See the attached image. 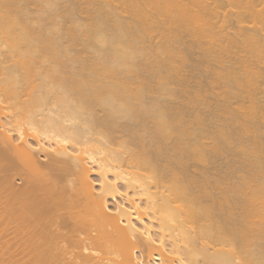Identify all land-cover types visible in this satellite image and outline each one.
Here are the masks:
<instances>
[{"label": "bare ground", "instance_id": "bare-ground-1", "mask_svg": "<svg viewBox=\"0 0 264 264\" xmlns=\"http://www.w3.org/2000/svg\"><path fill=\"white\" fill-rule=\"evenodd\" d=\"M137 258L264 264V0H0V264Z\"/></svg>", "mask_w": 264, "mask_h": 264}, {"label": "snow or ice", "instance_id": "snow-or-ice-1", "mask_svg": "<svg viewBox=\"0 0 264 264\" xmlns=\"http://www.w3.org/2000/svg\"><path fill=\"white\" fill-rule=\"evenodd\" d=\"M18 127H19V140L17 141V144L26 143L24 129H23L22 124H18ZM30 131L32 132L33 135H38V133H36V130L34 128H30ZM58 143L67 144L68 142L67 141H63V142L58 141ZM29 147H31V145H29ZM50 151L55 152L56 150L55 149H50ZM75 154L79 155V153H75ZM57 155H59V153H57ZM132 228L135 229V232L140 233L141 235H143V230L142 229L137 228L135 225H132ZM133 239H136L135 234H133ZM140 250L141 249L134 250L133 254L135 255L136 252H138ZM85 251H87V249H85ZM135 264H143L142 258H137ZM181 264H185V262L181 261ZM237 264H239V262H237Z\"/></svg>", "mask_w": 264, "mask_h": 264}, {"label": "rangeland", "instance_id": "rangeland-1", "mask_svg": "<svg viewBox=\"0 0 264 264\" xmlns=\"http://www.w3.org/2000/svg\"><path fill=\"white\" fill-rule=\"evenodd\" d=\"M13 178H14L13 180L16 184V187H20L23 184L21 177H18L17 175H15ZM50 181L51 180H49V177H47V181L45 183H49ZM58 186H62V184L60 183V184H58ZM65 212H66L65 210L59 211L60 214H65Z\"/></svg>", "mask_w": 264, "mask_h": 264}]
</instances>
